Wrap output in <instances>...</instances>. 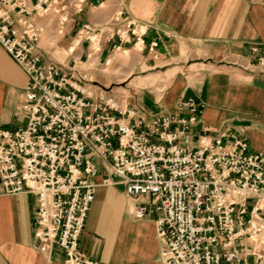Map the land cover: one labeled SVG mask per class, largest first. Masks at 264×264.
I'll use <instances>...</instances> for the list:
<instances>
[{"label": "built area", "instance_id": "obj_1", "mask_svg": "<svg viewBox=\"0 0 264 264\" xmlns=\"http://www.w3.org/2000/svg\"><path fill=\"white\" fill-rule=\"evenodd\" d=\"M87 1L0 0V44L28 76L17 107L25 125L0 127V181L5 194L34 198L39 251L49 257L58 247L65 264H105L80 249L99 161L116 177L102 184H121L128 196L145 200L135 206V219L159 213L163 264H264V152L241 138L224 140L225 134L203 135L196 148L179 143L197 120L193 99L186 104L191 117L168 114L128 124L121 116L134 112L96 95L84 83L86 73L66 69L42 51L48 27L65 35ZM123 15L117 12L115 25L84 24L74 45L94 48L106 32L109 41L118 40L112 50L132 43L142 51L147 24L120 20ZM156 46L151 42L149 49ZM251 52L264 68V44Z\"/></svg>", "mask_w": 264, "mask_h": 264}, {"label": "crops", "instance_id": "obj_2", "mask_svg": "<svg viewBox=\"0 0 264 264\" xmlns=\"http://www.w3.org/2000/svg\"><path fill=\"white\" fill-rule=\"evenodd\" d=\"M118 11L124 12L120 20L129 16L148 27L142 51L132 43L122 44L120 51L129 53L131 60L138 59L135 67L148 63L152 64L149 69L166 67L167 72L174 70V77L156 88L158 92L152 90L135 102L104 85L86 84L89 90L113 97L120 109L134 112V116H121L128 124L159 115L191 117L195 113L186 104L193 99L199 108L197 120L188 124L179 143L196 148L203 135L214 139L225 134L224 140L241 138L252 149L264 152V68L257 66L251 52L253 46L264 44V0H88L58 39L64 48L71 47L84 24L96 28L108 22L115 25ZM151 42H157L153 50L149 49ZM115 43L117 38L109 41L103 33L97 63L106 64ZM40 47L57 62L60 52L47 38ZM88 54L91 47L81 41L57 63L86 73L83 69L92 57ZM27 80L26 72L0 44L1 128L25 125L26 117L17 107ZM172 129L178 130L180 125ZM97 163L99 174L94 181L98 186L80 238L81 251L105 264H163L164 244L155 222L159 213L135 219V206L145 200L131 198L121 184H102L103 178L114 181L116 177ZM34 210L32 196L5 194L0 181V264H65L60 248L55 247L49 257L39 251Z\"/></svg>", "mask_w": 264, "mask_h": 264}, {"label": "rangeland", "instance_id": "obj_3", "mask_svg": "<svg viewBox=\"0 0 264 264\" xmlns=\"http://www.w3.org/2000/svg\"><path fill=\"white\" fill-rule=\"evenodd\" d=\"M58 37L60 38L62 35L57 34L55 27L50 25L44 38H47L49 44L53 46L54 50L60 52V57L57 58V62H62L64 56L70 52L68 50L69 47L64 48ZM77 40L78 36L75 39V42H77ZM71 47L74 49L76 48L74 44ZM98 48L100 49L98 50ZM100 50L101 43L95 45V47L91 49L92 57L86 63V68L83 69L88 75L87 81L84 83L104 85L107 88L106 90L113 89L115 92L120 93L118 94L119 96L123 95L124 99H127L128 101L135 102L138 98L145 97L147 94H150L152 90L155 91L156 88H162L164 85L168 84L174 77V70L167 72L168 68L166 67L149 69V67L152 66L150 63H148L147 66L135 67L134 65L138 62V59L134 57L133 60H131L129 53H122L117 50L111 51V62L109 65L97 63L96 57ZM50 58L52 59V57ZM118 58L121 59L117 61ZM53 60L55 61L56 59ZM57 64L60 65V63ZM110 82L112 83L110 84ZM94 88L99 89L96 86Z\"/></svg>", "mask_w": 264, "mask_h": 264}]
</instances>
